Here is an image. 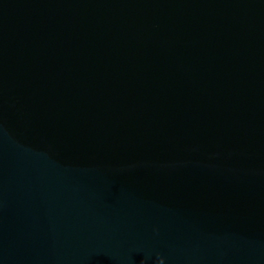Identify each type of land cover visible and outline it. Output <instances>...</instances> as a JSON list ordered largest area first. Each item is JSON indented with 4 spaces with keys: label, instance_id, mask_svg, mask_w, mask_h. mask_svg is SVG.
Wrapping results in <instances>:
<instances>
[{
    "label": "water",
    "instance_id": "obj_1",
    "mask_svg": "<svg viewBox=\"0 0 264 264\" xmlns=\"http://www.w3.org/2000/svg\"><path fill=\"white\" fill-rule=\"evenodd\" d=\"M0 264H264V0H0Z\"/></svg>",
    "mask_w": 264,
    "mask_h": 264
}]
</instances>
